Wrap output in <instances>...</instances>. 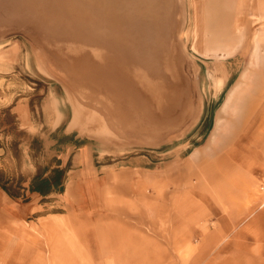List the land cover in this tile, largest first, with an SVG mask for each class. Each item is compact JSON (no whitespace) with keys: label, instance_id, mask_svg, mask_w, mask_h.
I'll use <instances>...</instances> for the list:
<instances>
[{"label":"rangeland","instance_id":"rangeland-1","mask_svg":"<svg viewBox=\"0 0 264 264\" xmlns=\"http://www.w3.org/2000/svg\"><path fill=\"white\" fill-rule=\"evenodd\" d=\"M172 4L184 98L166 115L141 102L135 112L124 99L119 104L118 88L108 89L106 77H90L98 69L65 49L67 42L0 30V179L25 189L52 158L69 166L62 194L34 196L25 189V199H13L0 187V264H193L210 241L200 234L218 224L211 215L197 232L178 230L196 207L191 200L225 208L235 201L239 228L263 210L264 0ZM236 85H244L243 94L221 140L208 148L220 107ZM104 195L111 206L89 212V202ZM151 197L159 198L158 214L146 203ZM10 204L20 211L9 219ZM253 220L264 229L258 214ZM217 243L201 264L226 263L215 249H228L229 241ZM249 244L261 246L264 239Z\"/></svg>","mask_w":264,"mask_h":264},{"label":"bare ground","instance_id":"bare-ground-1","mask_svg":"<svg viewBox=\"0 0 264 264\" xmlns=\"http://www.w3.org/2000/svg\"><path fill=\"white\" fill-rule=\"evenodd\" d=\"M0 18L3 21L15 19L16 23L25 21L24 24L42 36L47 33L67 35L76 41L67 48L71 53L78 54L80 48H94L96 56L103 55L102 58L125 66L122 72L111 63L101 68L95 65L94 69L98 70L89 73L90 77L93 74L100 80L106 77L108 89L118 88L119 104L125 102L132 107L140 104L141 97L133 81L153 94L158 105L171 100L176 91L173 87L155 85L141 74L143 65L154 60L155 44L160 39L158 33L170 26L168 0H0ZM87 43L90 45L85 46ZM48 64L53 68L60 65L49 60ZM85 64L89 62L86 60ZM244 85L233 87L220 107L208 148L221 140L228 113L243 94ZM197 153L192 156H198Z\"/></svg>","mask_w":264,"mask_h":264},{"label":"crops","instance_id":"crops-1","mask_svg":"<svg viewBox=\"0 0 264 264\" xmlns=\"http://www.w3.org/2000/svg\"><path fill=\"white\" fill-rule=\"evenodd\" d=\"M251 173H253V172H251ZM66 185H67V183H66ZM68 191H69V189H68ZM104 192H106V191H104ZM33 195L35 196L37 194H33ZM182 198H187V197L183 196ZM158 200H159L158 197L157 198L151 197L150 200L146 201V203L147 204L149 203L152 208L154 206L153 210H156L155 212L157 214H158L157 210L159 207L158 206L159 205ZM174 201L175 200L172 201V204L174 203ZM181 201L178 199L179 203ZM185 201H182L181 204L183 205L185 203ZM92 202H93L92 206H89L90 202L88 204L89 212L91 210H92V212H96L97 210H100L102 208V206H104V205H105L104 208L108 209L112 203L111 201L106 200L105 195H104V201L103 200H101V201L100 200H97V201L93 200ZM191 203H192V205H195L196 207L190 208V210L187 212V214L189 216V218H188L189 221L186 223H182V228L178 229V230L183 232L188 227L187 228L188 231L197 232V231H199V228H197V225H199V222L203 221L204 219L208 218V216H211V215H213L217 218L216 221H214V223L218 224L216 226V229L214 230V232L210 233L209 235L204 234V233L200 234L203 238L209 239L210 241L202 250H200L196 255L193 256V258L191 260L193 262V264L203 263L206 256L209 255L211 248L215 247L218 244L217 243L218 240H220V241H226L227 240V242L229 241L228 249H226L227 251L222 246L220 247V249H215L216 257L219 256L220 259H222L224 256L227 259L225 264H264V244L263 245L261 244V246L260 245L251 246L249 244L250 240L260 241V240L264 239V229L260 228L259 224H257V226H255L254 225L255 220H253L256 217V215L258 214V219H259L258 223L264 224V203H262L263 204V206H262L263 210L260 211L259 213L253 212L250 215H248V217L246 218V220L248 219L246 221V225L244 227L241 226V228H239L240 217H239L238 213L234 211L236 208L235 207V205H236L235 201L232 200V202H230V203H232L231 208H225L222 204H218V203H215V205L212 207H209V206L208 207H206V206L199 207L198 206L199 204L196 205L195 204L196 202H194L193 200H191ZM132 206L133 205H131L130 208H132ZM126 207H127V204H126ZM116 208L119 210L123 209L122 207H116ZM180 208L181 207H179L178 210ZM9 209H8V215H7L9 219L15 218V215L17 213L16 211L17 210L20 211V209L18 207L17 208L15 206L13 207L12 204H10ZM224 209H231V210L229 212H224ZM168 212H169V210H168ZM182 213L185 214L184 212H182ZM173 215H175L174 211H173ZM104 222H106V221H104ZM237 226H238V228H237ZM216 240H217V242L214 243V241H216ZM233 246L234 247L237 246L241 251L236 252L235 250H233ZM156 253L157 254H154V256H157L159 254L158 251H156ZM223 253H230V255L229 256L225 255V254L223 255ZM99 255L106 256L105 253H102ZM109 255H111V254L107 253V256H109ZM114 255H118V252H115ZM119 255H120V253H119ZM148 255H152V254H148ZM165 256L168 258H172L174 256V254L171 253V254H167ZM119 262H121V261L119 260ZM221 262H222L221 264H224L223 259ZM151 264H160V261L159 260H155V261L153 260ZM216 264H219V263L216 262Z\"/></svg>","mask_w":264,"mask_h":264},{"label":"water","instance_id":"water-1","mask_svg":"<svg viewBox=\"0 0 264 264\" xmlns=\"http://www.w3.org/2000/svg\"><path fill=\"white\" fill-rule=\"evenodd\" d=\"M172 6H173L172 0H168L170 26L167 30L162 29V31L158 33L160 39H159V42L155 44L156 45L155 50L157 52L154 57V60L153 62H149L148 65H143L141 74H143L145 79L149 80L150 82H154L155 85H163L166 88L173 87L174 90L176 89L175 93H172V97H170L171 100H169L167 103L163 102L161 105H158L156 99L153 97V94H151L148 90L141 87L142 85H140L137 81H133V79H131L134 82L135 88L141 97L140 102L142 103V105L145 103L146 106L149 109H151V111H154L157 114H163V115H166L168 112L175 111V109H180L182 107V104H180V100L184 98L183 97L184 88L182 84H180V81H179L180 80L179 76L181 75H178V72H179L178 60L174 58L175 54H173L174 43L172 44V38H173L172 37L173 36V27H172L173 7ZM24 23L25 21H22V23H16L15 19L3 21L0 18V30L10 31V30L24 29V30L33 31L32 30L33 28L28 27V25ZM43 36L45 37L46 40L54 44H57V45L63 44L61 42H64V43L67 42L65 43L67 44L65 45L66 46L65 49H67L69 46H73L71 43L76 42L72 40V38L68 37L67 35L57 36L51 33H47L46 36L45 35ZM84 45L89 46L90 44L87 43ZM83 49H86L87 53H85L86 51L84 52ZM79 51L80 52L77 55L79 56L78 59L81 61L86 62L87 60V62H89L91 65L93 66L96 65L99 67H101L102 65L106 66V64L111 63L115 67H118V70L125 72V68H124L125 66L114 64L112 62L113 61L112 59L102 58L103 55L96 56L94 52V48L92 49L91 48H80ZM72 54L74 53L72 52ZM170 82H173L174 84L170 85L171 84ZM177 86H179V88H176ZM137 108L138 106L133 107L134 109L133 111L135 112V109Z\"/></svg>","mask_w":264,"mask_h":264},{"label":"trees","instance_id":"trees-1","mask_svg":"<svg viewBox=\"0 0 264 264\" xmlns=\"http://www.w3.org/2000/svg\"><path fill=\"white\" fill-rule=\"evenodd\" d=\"M2 113H8L4 111ZM15 123V121H13ZM69 166L64 165L59 157L52 158L45 168L38 172L31 180L28 181L27 188L30 194H39L47 197L54 192L64 193L65 179ZM0 187L13 199L26 198L24 187L21 188L19 182L16 184L13 181H3L0 179ZM29 199H26L27 202Z\"/></svg>","mask_w":264,"mask_h":264}]
</instances>
